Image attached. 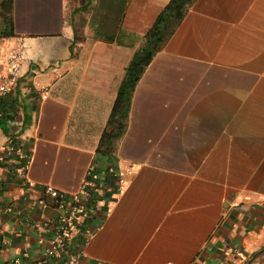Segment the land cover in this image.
<instances>
[{"label": "crops", "instance_id": "0c3cea01", "mask_svg": "<svg viewBox=\"0 0 264 264\" xmlns=\"http://www.w3.org/2000/svg\"><path fill=\"white\" fill-rule=\"evenodd\" d=\"M170 1L128 0L122 44L97 37L88 15L72 20L79 0H12L9 39L0 18V74L24 46L0 98V264H66L42 256L57 216L45 186L77 193L86 179L99 227L71 239L78 264H245L264 247V0H194L137 82L115 157L96 152L125 68ZM7 143L30 155L24 176Z\"/></svg>", "mask_w": 264, "mask_h": 264}, {"label": "trees", "instance_id": "16d2710c", "mask_svg": "<svg viewBox=\"0 0 264 264\" xmlns=\"http://www.w3.org/2000/svg\"><path fill=\"white\" fill-rule=\"evenodd\" d=\"M194 0H171L157 15L149 30L142 36L140 45L135 49L132 58L125 68L124 76L118 86L113 106L102 130L96 152L105 161H111L116 155L117 144L125 133L133 91L144 70L153 56L161 51L180 24L186 10ZM128 0H79V5L72 11L75 15L89 16V23L97 37L119 44L121 24L125 15ZM12 0L0 1L1 33L13 36L11 17ZM78 25V22L74 24ZM73 26V41H81V29ZM0 127L4 129L6 116L0 101ZM5 130V129H4ZM107 177V176H106Z\"/></svg>", "mask_w": 264, "mask_h": 264}, {"label": "built area", "instance_id": "2783aa9c", "mask_svg": "<svg viewBox=\"0 0 264 264\" xmlns=\"http://www.w3.org/2000/svg\"><path fill=\"white\" fill-rule=\"evenodd\" d=\"M10 36L6 38L9 39ZM16 46L11 48L6 57V69L0 74V98L10 94L16 87L19 77L20 65L24 59V46L22 38H17ZM1 115V112H0ZM7 152L16 156L14 173L24 176L30 167V155L20 148L7 143L4 146ZM118 180V192L123 190L124 180L113 174ZM45 194L52 200L57 210L53 236L42 252L44 259L54 258L61 253L67 256L66 264H78L82 252L80 246L68 249L69 243L78 230H81L83 240H87L98 229V224H92V210L88 200L92 196L89 180L86 179L77 193L66 194L52 185L45 186ZM40 203L43 200H39Z\"/></svg>", "mask_w": 264, "mask_h": 264}, {"label": "rangeland", "instance_id": "374dc122", "mask_svg": "<svg viewBox=\"0 0 264 264\" xmlns=\"http://www.w3.org/2000/svg\"><path fill=\"white\" fill-rule=\"evenodd\" d=\"M68 7L70 9V0H68ZM245 264H264V247L254 254Z\"/></svg>", "mask_w": 264, "mask_h": 264}]
</instances>
